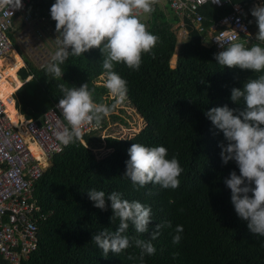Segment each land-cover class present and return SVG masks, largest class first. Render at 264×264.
<instances>
[{
	"label": "trees",
	"instance_id": "16d2710c",
	"mask_svg": "<svg viewBox=\"0 0 264 264\" xmlns=\"http://www.w3.org/2000/svg\"><path fill=\"white\" fill-rule=\"evenodd\" d=\"M230 1L243 2L248 7L246 19L252 30L256 23L250 10L259 0ZM54 2L29 0L24 8L35 20L47 18L55 31L56 22L50 15ZM167 7L170 15L158 4L152 6L144 23L158 39L150 52L142 54L139 70L130 69L124 63L114 65L113 70L127 82L122 100L132 105L145 121L131 136L107 133L100 137L99 130L109 121L127 123L130 116L123 107L117 106L103 78H99H106L100 48H92L80 56L70 55L59 65L63 72L60 78L47 73V65L36 68L25 58L28 67L18 72L24 78L31 76L16 89L15 104L26 117H37L62 98L61 86L72 88L85 83L93 102L109 106L111 111L97 128L82 133L78 140L55 153L37 180L38 204L44 210L52 209L53 214L41 223L39 245L24 264H264V236L253 235L247 222L238 217L231 203V190L225 184L232 171L239 175L238 165L234 160L227 164L222 162L219 145L227 141L205 115L210 108L224 105L243 110V101L237 103L230 99L231 90L242 88L248 79L264 72L222 67L215 60L220 50L215 45L202 43L201 35L190 24L186 39L175 49L177 38L173 25L178 18ZM229 10V4L217 7L207 3L200 8L204 24L218 20ZM255 34L253 32L251 44L264 47L255 39ZM241 43L251 47V44ZM14 47L18 50L15 42ZM176 50L177 60L171 67L170 57ZM1 63L4 72L0 85L6 97L14 89L12 75L18 67L6 58L0 59ZM7 104L12 118L17 119L13 102ZM133 143L166 147L167 158H177L183 169L178 177L179 187L134 185L124 175L128 149ZM100 145L108 150L99 155L95 148ZM33 149L38 153L35 145ZM92 189L104 191L106 196L116 191L123 199L151 208L148 231L137 233L129 222L124 235L130 240L150 241L156 249L154 255L145 254L141 260V250L134 240L119 255L109 252L105 257L102 254L92 238L102 230L116 231L119 220L110 219L113 215L110 201H106V210L94 206L88 195ZM166 222H171L172 227H161L152 239L156 225H166ZM177 225L182 226L183 231L179 233V244H173Z\"/></svg>",
	"mask_w": 264,
	"mask_h": 264
},
{
	"label": "clouds",
	"instance_id": "9594fccd",
	"mask_svg": "<svg viewBox=\"0 0 264 264\" xmlns=\"http://www.w3.org/2000/svg\"><path fill=\"white\" fill-rule=\"evenodd\" d=\"M203 2L207 3L208 0ZM211 2L218 4L220 0ZM153 3L154 0H55L50 15L56 22L58 48L51 58L52 62L46 67L47 73L60 78L63 72L59 65L70 55L80 56L92 48H100L104 55L105 87L115 98L122 100L127 92V82L113 70L114 65L124 63L130 69L139 70L142 54L150 52L155 46L158 38L147 30L138 15L140 12L150 13ZM5 7L21 8L22 0H0V10ZM250 11L258 27L255 39L264 44V5L256 4ZM215 39L221 46L225 43L228 45L225 50L215 54L219 65L264 72V47L260 44L246 47L243 43L234 42V36L225 37L223 33ZM61 91L63 96L57 108L69 127L57 131L56 138L67 146L81 137L86 124L95 121L98 126L111 108L95 104L86 83L72 88L61 86ZM230 99L237 103L243 101L244 109L238 111L227 105L217 106L207 110L205 115L223 132L227 141L219 145L222 162L227 164L234 160L239 168V175L232 171L225 179L226 186L231 190L235 212L247 222L253 235L264 236V75L248 79L242 88H233ZM237 111L238 114H234ZM128 155L124 175L134 185L143 187L151 183L165 189L179 187L178 177L183 169L177 158H167L166 147L133 143ZM88 195L94 206L102 210H106V201H110L113 213L110 219L119 220L116 231L102 230L92 238L105 257L109 252L119 255L131 246L132 240L141 250V260L145 254H155L156 249L150 241L138 238L130 240L124 235L129 222L137 233L148 231L152 221L150 207L123 199L116 191L106 196L104 191L92 189ZM163 226L172 227L171 222L157 224L152 239L156 238ZM182 231L183 227L177 225L173 244H179V233Z\"/></svg>",
	"mask_w": 264,
	"mask_h": 264
},
{
	"label": "built area",
	"instance_id": "2783aa9c",
	"mask_svg": "<svg viewBox=\"0 0 264 264\" xmlns=\"http://www.w3.org/2000/svg\"><path fill=\"white\" fill-rule=\"evenodd\" d=\"M28 1L22 0L23 7L18 9L5 7L0 10V59L8 50L14 48L11 34L13 36L17 31L15 39L28 47L34 59L51 63L52 56L46 55L42 48L43 34L41 41L40 30L35 27L40 18L35 20L31 12L24 8ZM166 1L178 18V28L183 38L188 35L189 23L201 35L202 43L215 45L220 51L228 46L227 43L221 46L215 39L222 33L225 37L234 36V42L251 44L253 32L246 19L248 7L243 2L220 0L217 4L208 0L207 3L217 7L229 4L230 10L218 20L204 24L200 8L207 3L203 0ZM145 21L141 20L142 23H146ZM41 67H45V64L39 68ZM20 68L23 67H18L16 71ZM3 72L4 65L1 63L0 80ZM16 89L17 87L6 97L0 94V264H24L37 249L40 225L53 214V210H44L38 204L35 197L36 182L50 165L53 155L64 148L57 140L56 132L69 127L57 108L61 98L55 100L37 117H26L21 113L14 120L7 103L12 101L17 109ZM96 126L95 121L86 124L82 133ZM32 143L37 147L38 153H35Z\"/></svg>",
	"mask_w": 264,
	"mask_h": 264
},
{
	"label": "rangeland",
	"instance_id": "374dc122",
	"mask_svg": "<svg viewBox=\"0 0 264 264\" xmlns=\"http://www.w3.org/2000/svg\"><path fill=\"white\" fill-rule=\"evenodd\" d=\"M155 4H158V6L160 8H163L166 11V13L168 15H170V13L168 12V7H167L168 3H167L166 0H154V3H153L152 6H154ZM257 4L264 5V0H259V2ZM149 14L150 13H143V12L138 13L139 18L141 20H143V21L148 20ZM17 24H18V21H16V25ZM35 27L40 30V39H41V41H42V34H43L42 48L45 49V51H46L45 54L46 55L50 54L49 57L53 56V54L55 53V51L58 48L56 31H54V29L51 27V25L48 22V19L44 18V17L40 18L37 21V24H35ZM16 28H18V27H16ZM173 29H174V31L176 33V38H177V45L175 47V49H176L178 47V44L183 42L186 38H183V36H182V34L180 32V29L178 27H176L175 24L173 25ZM251 31L256 33L258 31L257 25L255 27H253ZM16 33H17V31L14 32V34L12 36L14 38V42L15 43H16V39H15ZM31 35H32V32H31ZM239 43H241V42H239ZM19 44H20V46L22 48L20 50L21 51L20 60L23 63L22 64L23 68L28 67V65H26L25 58H28L29 61L32 62L34 64V67H36V68H39L40 65H42V64H45V65L49 64L48 63L49 61H47V60H46V62H41V61H39L37 59H34L33 53H29L28 47H25L22 42H20ZM39 50H40V48H39ZM15 54L16 53L14 52V53H11V54L7 55L6 57L12 58V56L15 55ZM41 57H43V55ZM176 60H177V50L170 57V65H171V67H174V65L176 63ZM12 61L14 62L13 59H12ZM15 65H17V67H19V65L17 63H15ZM12 78H13L12 79V81H13L14 80V76L13 75H12ZM99 78H103L102 80L105 83V81H106L105 77L100 76ZM14 85H17V83H14ZM31 90H32V88H31ZM115 99H116V104H117L118 107H123L126 110L127 113H130L129 114L130 116L127 119L128 122L127 123H123V122L119 123V122L109 121V123L106 126H104V128H101L99 130L100 137L106 135L107 133H109L111 135H117L119 137L120 136H123V137L124 136H131L135 132H137L145 123L144 119H142V117L139 116L138 112L135 110V108L132 105H130L127 101L118 100L117 98H115ZM96 128H97V126H96ZM107 130H109V131H107ZM95 150L97 151V154L100 155V154L105 153V151H107L108 148L102 147L100 145V146L96 147Z\"/></svg>",
	"mask_w": 264,
	"mask_h": 264
},
{
	"label": "crops",
	"instance_id": "0c3cea01",
	"mask_svg": "<svg viewBox=\"0 0 264 264\" xmlns=\"http://www.w3.org/2000/svg\"><path fill=\"white\" fill-rule=\"evenodd\" d=\"M259 2V1H258ZM257 2V3H258ZM257 3H255V5L257 4ZM254 6V5H253ZM170 8V7H169ZM178 21L175 23V25H176V27H178ZM189 24V23H188ZM188 26V25H187ZM179 27H180V25H179ZM192 27V26H191ZM188 28V27H187ZM189 30V29H188ZM18 43V44H17ZM16 45H17V48H18V50H21L22 48H21V46H20V44H19V42L16 40ZM17 54H18V50L14 47V49H13ZM21 54V53H20ZM19 54V55H20ZM17 56V55H13L12 56V58H10V57H4V58H6V59H10V60H14V63L15 62H17V59H16V57L19 59V61L21 62V60H20V57H21V55L20 56ZM25 58V57H24ZM17 64L19 65V63L17 62ZM21 64H23L22 62H21ZM18 72H16V73H14L13 74V76H14V80L11 82L12 83V85H13V87L15 88V87H17L18 88V86L20 85V83L18 82V80L16 79V74H17ZM30 76L31 75H29L28 77H25V80H28L29 78H30ZM14 83H17V85H14ZM3 87L0 85V92H3ZM9 108V107H8ZM9 110H10V108H9ZM17 110V109H16ZM17 112H18V115H20L21 114V112L19 111V110H17ZM10 113H11V110H10ZM23 114V113H22ZM139 114V113H138ZM11 116H12V113H11ZM139 116L141 117V115L139 114Z\"/></svg>",
	"mask_w": 264,
	"mask_h": 264
},
{
	"label": "bare ground",
	"instance_id": "6f19581e",
	"mask_svg": "<svg viewBox=\"0 0 264 264\" xmlns=\"http://www.w3.org/2000/svg\"><path fill=\"white\" fill-rule=\"evenodd\" d=\"M15 51L13 50V49H10V50H8L3 56H2V58H4V57H6L7 55H9V54H11V53H14ZM16 53V52H15ZM17 54V53H16ZM15 54V55H16ZM18 55V54H17ZM1 58V59H2ZM16 79L18 80V82L20 83V84H22L23 83V80L20 78V76L18 75V73L16 74ZM1 84V83H0ZM0 94H1V96L3 97V95H2V92H0ZM8 107V106H7ZM8 110H9V108H8ZM15 110H16V108H15ZM10 111V110H9ZM16 112H17V110H16ZM17 114H18V112H17ZM33 145H35L34 143H32V148H33ZM36 147V146H35ZM35 151V150H34Z\"/></svg>",
	"mask_w": 264,
	"mask_h": 264
},
{
	"label": "water",
	"instance_id": "95a60500",
	"mask_svg": "<svg viewBox=\"0 0 264 264\" xmlns=\"http://www.w3.org/2000/svg\"><path fill=\"white\" fill-rule=\"evenodd\" d=\"M18 75H19L20 78L23 80V82L26 81L25 78H24L20 73H18Z\"/></svg>",
	"mask_w": 264,
	"mask_h": 264
}]
</instances>
